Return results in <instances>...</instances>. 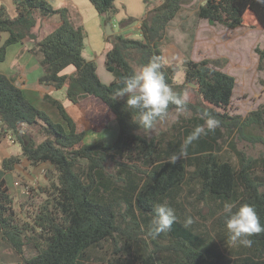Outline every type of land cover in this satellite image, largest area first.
Instances as JSON below:
<instances>
[{
  "label": "trees",
  "instance_id": "1",
  "mask_svg": "<svg viewBox=\"0 0 264 264\" xmlns=\"http://www.w3.org/2000/svg\"><path fill=\"white\" fill-rule=\"evenodd\" d=\"M88 1L105 25L117 13L115 0ZM192 1L162 0L148 8L144 0L141 39L122 34L107 37L112 47L105 68L113 76L108 85L99 79L95 62L84 58L85 35L81 26L69 20V9L53 8L47 0H21L16 4L17 15L11 18L0 6V34H9L0 47V61L10 45L32 40L30 52L43 69L40 83L64 88L66 98L86 111L83 120L75 122L61 102L46 97L64 124L55 123L24 97L11 78L0 74L1 128L21 146V155L3 160L2 169L12 171L22 159L32 167H52L46 172L47 184L36 189L45 198L29 221L18 219L14 197L7 183L0 181L1 238L21 264H264V233L251 237L250 248L228 249L222 213L225 202L249 204L264 225V153L248 156L236 147L237 142L264 147V103L245 117L228 114L235 79L219 70L226 59L196 62L184 58L181 84L175 82L177 66L163 59L166 27ZM55 15L60 18L56 28L43 36L40 29L33 32L38 23ZM197 16L211 26L230 30L244 27L249 18L255 27L264 29V4L258 0H206ZM133 22L127 18L120 26ZM255 53L257 70L264 71V48H256ZM153 57L158 58L166 84L178 93L194 84L201 103L188 102L190 118L170 105L166 118L177 113L178 119L165 130L152 133L154 128L149 135L135 123L138 112L128 108L125 99L114 101L113 96L126 77ZM68 67L74 72L62 74ZM93 104L96 107L91 110ZM204 113L218 119L219 127L193 142L187 156L176 164L168 163L190 132L204 124ZM110 119L118 127L113 145L85 144V133L105 129ZM23 126L39 128L45 139L35 144L23 133ZM223 143L227 148L223 149ZM182 187L187 202L194 195L191 204L210 207L212 234L195 220L190 227L183 226L190 215L177 200ZM29 190L28 198H32L35 190ZM164 202L175 210L177 220L169 232L152 239L147 232L154 208ZM26 245L34 248V257L25 258ZM105 245L112 251L97 256L95 251Z\"/></svg>",
  "mask_w": 264,
  "mask_h": 264
},
{
  "label": "crops",
  "instance_id": "2",
  "mask_svg": "<svg viewBox=\"0 0 264 264\" xmlns=\"http://www.w3.org/2000/svg\"><path fill=\"white\" fill-rule=\"evenodd\" d=\"M20 1L21 0H0V6H4L6 8L7 14L11 18H14L17 15L16 4ZM123 1L126 2L124 4L130 7L129 5L130 0H123ZM47 2L53 8L69 9L70 10L69 19L75 26L80 25L84 27L86 18H90L93 21V23H95L97 35L94 38V41L90 43L91 52H89V54H86V44H84L83 56L86 60L95 62L96 73L99 79L101 80V82L106 85L110 84L113 81V76L105 68V58L107 52L111 49L112 46L106 41V38H105L104 46H101L99 43V37L103 34V28L106 27V25L104 24L103 17L97 14V12L95 11V9L88 0H47ZM116 2L117 0H115L114 5L117 10V13L114 17H116V23L118 24L119 28L118 31L115 33L113 30V25L110 23L113 34L116 35L124 34V36H127L128 38L134 39L133 37H136L135 39H141L140 22L146 12L145 4L143 5L142 13H139L140 15H136V14L133 15L131 11L128 9V7H126V5L121 4V9L124 11V16L121 18L119 15V8L117 7ZM126 9H128L129 11V15H127L128 17L126 16V12H125ZM181 11L183 10L181 9L178 15L174 18V20H172L166 27L165 35L169 41L163 46L164 62L167 64L170 63L178 64L182 62L184 58L189 56L190 59H193V61L196 62L204 59H218L219 57H223L222 56L223 54L221 53L222 50L220 48V46L223 44V41L221 42L217 37H207L204 39L200 38L201 33L199 32H201V29H205V28L210 29L211 25H209L207 21L198 18L197 16L198 10L194 12L192 16V18L194 17L196 19L194 21V25L188 28V30H182V24L186 23L187 20L186 18L180 17ZM84 12H86V15H84ZM125 18H133L135 22L122 28L120 26V22L122 20H125ZM59 22H60V18L58 16H53L45 21H42L41 23H38L33 32L38 33V29H40L41 35L42 36L46 35L54 28H56ZM179 25H180V31L186 32L187 35L181 34L182 40L177 41L179 37L178 34ZM196 26H198V29L196 28ZM241 28L242 27L232 30L227 28L225 29L229 31H233ZM191 29H193V31H191ZM169 32L172 34L171 37L169 36L170 34ZM8 37H9L8 33L0 34V47L8 39ZM85 40H86V36L84 41ZM32 47H33V41L28 38L24 39L20 43H16L14 45H10L9 47H7L4 53V58L2 61H0V74L5 75L8 78H11L13 80L14 85L22 91L24 97L34 106H36L38 109L46 112L49 115V117L52 119V121L58 122L60 124L62 123L63 120L59 116L55 107L49 101L46 100V97H50L54 100L61 102L67 114L75 122L82 121L86 111L79 109L77 106L73 105L66 98V91L64 88L55 89L52 86H48L40 83V78L43 75V69L39 64L38 58L35 57L30 52ZM193 47H196L195 54L198 55V57H201L200 60L195 59L194 57L191 58V55L188 56V54H193V49H192ZM257 63H258V56H257ZM219 70L230 76L232 75L226 69L220 68ZM73 72L74 69L72 67H68L62 72V74H72ZM94 107L96 106H94L93 104L91 106V110ZM108 123L112 124L116 122L110 119ZM22 131L24 134L31 137L33 141H34V136L38 135L37 129L29 126H23ZM101 131H104V129H102ZM87 132H91V131H87ZM113 132H116V130ZM43 140H41V142ZM20 155H21V147H18V144L14 141V139L10 134L4 133L2 131L1 122H0V181L3 180L7 183L12 196L15 198L14 202L16 201V199L25 197L23 196L22 193V187L15 186L14 185L15 183H18L20 185V182H26L28 185L32 186L33 188L38 189L39 187H43L47 184L46 172L48 170H52V167L49 164H41L36 167H32L30 166L29 162L26 161L25 159H22L21 163L19 165H16L12 171L6 172L2 169L1 164L3 160L11 156H20ZM1 237L2 235L0 233V263L8 264V261L11 258L13 261H16L18 259V255L15 254L2 241Z\"/></svg>",
  "mask_w": 264,
  "mask_h": 264
},
{
  "label": "rangeland",
  "instance_id": "3",
  "mask_svg": "<svg viewBox=\"0 0 264 264\" xmlns=\"http://www.w3.org/2000/svg\"><path fill=\"white\" fill-rule=\"evenodd\" d=\"M147 1H148L147 4L148 8L156 7L162 2V0H147ZM204 1L206 0H193L190 4L184 5L182 7L183 11H181L180 17L186 18L187 20L186 23L182 24V30H188V28L194 25V21L196 19L194 17L192 18V16ZM143 2L144 0H130L129 2L130 7H129L126 4H124L126 2H124L123 0H117L116 5L119 8L120 17L122 18L124 16V11L121 9V4L126 5V7H128V9L131 11L133 15L135 14L140 15L139 13H142L143 11V5H144ZM128 9H126L125 11L126 16L129 15ZM84 15H86V12H84ZM110 23L113 25V30L116 33L119 28L118 24L116 23V17L112 18ZM246 24L247 25H245L241 29L233 30V31L226 30L220 25H215V26H210V29L208 28L201 29V32H199L201 33L200 38L202 39L207 37H217L221 42L223 41V44L220 46L223 57H219L218 59L227 60V62L224 64L222 68L226 69L230 74H232L233 78L235 79V89H234L233 97L231 99V104L227 110L228 114L231 116L239 115L245 117L249 112L256 110L259 105L264 103V83H262L264 81V71L257 70V54L255 53L256 48H264V29L255 27L254 21L249 18H246ZM180 25H179V31H180ZM81 27L83 29L84 35L86 36V40L84 41V44H86V54H89V52H91L90 43L94 41V38L97 35L96 26L95 23H93V21L90 18H86L84 27L83 26ZM196 28L198 29V26H196ZM179 31H178L179 37L177 41L182 40L181 34L187 35L186 32L183 31L179 32ZM191 31H193V29H191ZM103 34L99 37L100 45L104 46V42L106 38V41L112 46L111 41L108 40L107 38L108 36L105 33V27L103 28ZM169 36L171 37L172 34L170 33ZM133 38L135 39L136 37ZM192 49H193V54H188V56L191 55V58L194 57L195 59L200 60L201 57H198V55L195 54L196 47H193ZM170 64L177 66L178 72L176 73L175 76V82L177 84H181L183 82V71L181 68L182 67L181 62L178 64L176 63H170ZM196 90L197 88L192 87L189 84L187 85L185 92L189 96V103H195V104L201 103V98L196 93ZM182 115L186 118H190L192 116L190 112H185ZM177 119H178L177 113L170 115L168 118H166V120L163 123L157 125L152 133H157L160 130L167 129L168 125H170L172 122H175V120ZM60 124H64L63 121ZM112 124L108 123L104 131L101 132H95V131L86 132L83 141L85 142V144H90V145L102 143L106 146H112L118 134L117 124L116 123H112ZM115 130L116 132H113ZM37 134L41 138L38 135H35L34 136L35 144H39L41 140L45 139L44 135L41 133L39 128H37ZM149 135L152 134L150 133ZM223 145H224L223 149L227 148L225 147L226 143H223ZM18 147L21 146L18 144ZM236 147L237 149L245 152L246 155L248 156L257 157L259 156V154L264 153L263 146L256 145L252 147L250 144L246 142H237ZM49 176H53V173L50 174ZM27 186L35 190L32 195V198H28V196H25L23 198L21 197L20 199H16V201L14 202V209L17 213L18 219L21 220V222L29 221L30 218L28 217L34 216V214H36L37 207L45 198L44 196L41 197L38 194L37 190L32 186L28 185L26 182H20L19 187H27ZM186 193H187L186 188L182 187V191L179 194L181 196L177 198V200L180 201V205L183 206V210H185L186 214L193 216L194 220L197 221V224L201 223V225L204 226L206 229H208V231H210L212 234L213 231L212 221L210 220L209 217L210 207L206 206V204L204 203L191 204L190 202L193 201L194 195L192 197H189L187 202V200L185 199L187 195ZM205 218L207 220H205ZM218 230H220V228ZM224 230L226 232V229ZM163 243L166 244L165 241H163ZM149 248H151L150 243H149ZM227 248L236 250L238 246H232L228 243ZM133 249L135 250V247H133ZM106 251L108 253L111 252L112 251L111 247L105 245L103 248L99 249L98 251H95V253L97 256H99L105 253ZM35 255H36V251L31 245H26L24 247L25 258H31L34 257ZM8 264H21V260L19 257L16 261H13L11 258L8 261Z\"/></svg>",
  "mask_w": 264,
  "mask_h": 264
},
{
  "label": "clouds",
  "instance_id": "4",
  "mask_svg": "<svg viewBox=\"0 0 264 264\" xmlns=\"http://www.w3.org/2000/svg\"><path fill=\"white\" fill-rule=\"evenodd\" d=\"M258 3L264 4V0H258ZM160 68L158 58H151L147 64L138 67L126 77L122 81L123 86L118 88L113 96L114 101L125 99V105L138 112V120L135 123L147 133L155 128L158 121L167 117L170 105L175 106L178 114L188 111V94L178 93L166 84ZM201 119L204 124L196 126L190 132L184 139L180 152L169 157L168 163L176 164L182 157L187 156L188 148L193 142L219 127L220 121L209 113L202 114ZM154 212L147 232L152 239L169 232L177 220L175 210L167 202L156 204ZM222 213L226 216L225 228L228 243L232 246L250 248L253 244L251 237L264 233V225L260 223L252 205L225 202ZM193 223L194 218L187 216L183 226L188 228Z\"/></svg>",
  "mask_w": 264,
  "mask_h": 264
},
{
  "label": "water",
  "instance_id": "5",
  "mask_svg": "<svg viewBox=\"0 0 264 264\" xmlns=\"http://www.w3.org/2000/svg\"><path fill=\"white\" fill-rule=\"evenodd\" d=\"M205 2H206V1H204V2L202 3V5H204ZM105 33H106L107 36H111V35H113V31H112V28H111L110 23H107V24H106V27H105ZM189 85L192 86V87H195V85L192 84V83H189Z\"/></svg>",
  "mask_w": 264,
  "mask_h": 264
},
{
  "label": "built area",
  "instance_id": "6",
  "mask_svg": "<svg viewBox=\"0 0 264 264\" xmlns=\"http://www.w3.org/2000/svg\"><path fill=\"white\" fill-rule=\"evenodd\" d=\"M14 185L19 186L18 183H15ZM22 193L24 194V196H29L30 195L29 187H22Z\"/></svg>",
  "mask_w": 264,
  "mask_h": 264
}]
</instances>
